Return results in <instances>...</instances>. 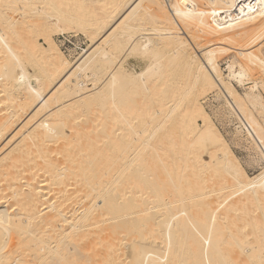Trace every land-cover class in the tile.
Segmentation results:
<instances>
[{
	"label": "bare ground",
	"instance_id": "obj_1",
	"mask_svg": "<svg viewBox=\"0 0 264 264\" xmlns=\"http://www.w3.org/2000/svg\"><path fill=\"white\" fill-rule=\"evenodd\" d=\"M211 99L264 160V0H0V264H264Z\"/></svg>",
	"mask_w": 264,
	"mask_h": 264
},
{
	"label": "rangeland",
	"instance_id": "obj_2",
	"mask_svg": "<svg viewBox=\"0 0 264 264\" xmlns=\"http://www.w3.org/2000/svg\"><path fill=\"white\" fill-rule=\"evenodd\" d=\"M72 32H67L65 34L63 33L55 34L54 39H55L56 44L61 49L63 55L69 61H71L72 64L74 65L78 62L80 57L84 54L85 50H88L89 47L92 45H90L91 40L85 37L83 33H76V32L72 33ZM39 42L41 45H45V40L43 37L39 38ZM239 90L240 92H243L241 89ZM204 103H206L205 106L209 114L212 116L213 122L215 123L217 129L227 141L228 145L232 149L234 155L236 156V158L242 165L245 172L251 178L256 177L258 174L261 173L262 169L264 168V165H262L261 162L259 163L253 160L254 156L247 150V148L245 147L246 144L243 141H240V138H238L236 129H235L238 126V125L235 126L236 121H234L233 125L232 124L229 125V122H226L227 120L224 121L227 117L225 113H223V115L221 116H217L215 112L216 110H218L220 106H219V103L215 101L214 99H211L210 101H206ZM223 111L225 112V110ZM224 115L226 117L222 118ZM30 117L26 116L23 120L18 122V124L14 126V128L9 132V134H7V136H5V138H3L0 141V151L2 150V153H7L12 146L14 147L16 143L19 142L20 136L15 138V135L21 130V127L29 120ZM36 121H39V120H36ZM36 121H34V123H32V126L30 125L29 128L33 127ZM200 124L202 125L203 122H200Z\"/></svg>",
	"mask_w": 264,
	"mask_h": 264
},
{
	"label": "snow or ice",
	"instance_id": "obj_3",
	"mask_svg": "<svg viewBox=\"0 0 264 264\" xmlns=\"http://www.w3.org/2000/svg\"><path fill=\"white\" fill-rule=\"evenodd\" d=\"M261 164L264 165V160L261 161Z\"/></svg>",
	"mask_w": 264,
	"mask_h": 264
},
{
	"label": "built area",
	"instance_id": "obj_4",
	"mask_svg": "<svg viewBox=\"0 0 264 264\" xmlns=\"http://www.w3.org/2000/svg\"><path fill=\"white\" fill-rule=\"evenodd\" d=\"M169 1H171V0H169Z\"/></svg>",
	"mask_w": 264,
	"mask_h": 264
}]
</instances>
